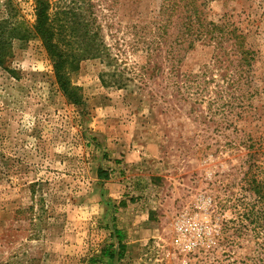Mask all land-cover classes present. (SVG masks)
<instances>
[{"label":"rangeland","instance_id":"1","mask_svg":"<svg viewBox=\"0 0 264 264\" xmlns=\"http://www.w3.org/2000/svg\"><path fill=\"white\" fill-rule=\"evenodd\" d=\"M85 1L93 7L84 15L108 45L121 43L126 63L139 56L129 45L160 22L167 2ZM10 7L33 21L34 0H0V18ZM203 11L248 31L257 51L258 92L237 120L234 111L212 113L226 102L210 100L221 80L194 100L158 77L152 95L133 80L103 85L93 58L74 73L83 95L74 104L39 39L13 41L11 71L0 65V264H89L117 245L116 228L124 255L95 264H264L261 231L250 218L237 222L254 203L250 180L264 181V150L247 147L249 137L264 139V0H205ZM212 55V45L197 43L179 69L197 72Z\"/></svg>","mask_w":264,"mask_h":264},{"label":"trees","instance_id":"2","mask_svg":"<svg viewBox=\"0 0 264 264\" xmlns=\"http://www.w3.org/2000/svg\"><path fill=\"white\" fill-rule=\"evenodd\" d=\"M85 2L34 0L33 21L15 17L13 7L8 8L7 15L0 18V65L9 69L5 64L10 61L11 45L15 39L37 38L51 62L59 89L74 104L83 100L82 88L73 80L74 73L82 60L93 58L102 65L99 78L106 86L126 87L133 80L137 82L133 87L136 91L147 88V92L151 93L154 87L150 83L159 77L169 90L202 100L207 83L221 80L219 89L213 91L218 96L210 100L217 102L223 97L226 102L216 105L212 113L217 110H222V113L234 111L237 120L250 106L247 100L258 92L252 73L257 51L248 41V31L244 32L233 21L221 20V17L217 21L207 19L203 11L205 0H167L165 15L160 22L142 27L135 43L129 45L132 53L139 55L129 63H126L128 52L118 46L121 43L108 45L96 18L84 15ZM86 7L90 9L93 5ZM172 27L176 31H171ZM197 43L212 45V61L197 72L180 71L179 64L185 53ZM224 84L232 86L233 90L225 92L222 89ZM231 118L222 115L227 125H236ZM247 140L249 149L264 150L263 135ZM249 155L251 157L254 153ZM99 174H103L101 169ZM249 184H252L249 189L253 190L254 203L240 213L238 227L243 226V218H250L264 237V181L252 178ZM112 235L116 237L117 245L109 243L99 255L89 258V264H95L102 257L109 260L115 256L122 258L125 250L122 231L116 228Z\"/></svg>","mask_w":264,"mask_h":264}]
</instances>
